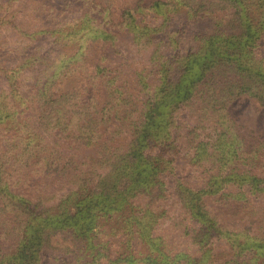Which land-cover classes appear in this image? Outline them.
I'll return each mask as SVG.
<instances>
[{"label":"trees","instance_id":"1","mask_svg":"<svg viewBox=\"0 0 264 264\" xmlns=\"http://www.w3.org/2000/svg\"><path fill=\"white\" fill-rule=\"evenodd\" d=\"M47 3L41 8L53 11L55 0ZM201 3L157 0L124 12L122 31L136 38L148 31L159 45L160 35H174L173 49L161 61L152 54L148 67L124 57L130 82L121 81L116 63L100 62L96 69L111 80L113 93L92 127L76 125L80 116L59 99L39 96L46 105L43 133L53 138L48 144L23 116L29 97L16 84L0 93L1 103L12 96L24 101L23 108L11 99L3 103L11 111L0 115L7 141L0 155V225L1 213H12V226L0 231V240L10 242L0 244V264H40L57 231L77 242L65 247L76 264H264V142L244 151L227 113L242 95L264 105V0H215L214 6L232 8L230 20L210 18L213 32L192 33L196 46L181 49L185 30L172 28L174 14L186 7L192 20L208 18L213 9L189 12ZM103 34L115 47V32ZM124 137L121 145L110 144ZM57 147L72 154L70 161L60 164ZM81 148L92 151L83 160ZM64 189L67 197L52 215L48 202ZM229 201L240 204L238 220L225 221ZM65 255H54L55 264H71Z\"/></svg>","mask_w":264,"mask_h":264},{"label":"rangeland","instance_id":"2","mask_svg":"<svg viewBox=\"0 0 264 264\" xmlns=\"http://www.w3.org/2000/svg\"><path fill=\"white\" fill-rule=\"evenodd\" d=\"M48 0H0V93L7 91L16 84L17 93L29 97L31 108L23 116L33 123L43 134L47 143H51L52 137L44 134L47 116L46 105L39 102L42 99H50L62 103L72 115L80 120L76 125H94V119H99L107 102L112 100L113 85L108 78H104L96 67L98 64L106 65L116 63L115 67L122 68L121 81L130 82V68L121 65L124 57H131L132 62L139 68L150 66V57L153 54L159 60L173 49L174 35H160L163 42L159 45L155 36H150L148 31L139 37L134 32L122 31L124 12L138 7L145 9L157 0H55L54 10L42 9L41 5ZM163 1V0H161ZM197 1L201 0H186ZM215 0H202L201 7L197 6L189 11H204L208 18L192 20L186 16V7L174 14L173 29L181 26L185 32L178 41L181 49H190L196 46L192 33H211L215 28L214 20H230L232 8L227 4L214 6ZM8 5L6 6V3ZM208 2V3H205ZM219 2V1H217ZM205 9V10H204ZM147 11H141V15ZM192 15V14H190ZM159 20H162L159 17ZM150 21L151 17H146ZM188 19V21H186ZM14 21L13 25L10 22ZM236 24V22H232ZM228 29H233L232 25ZM115 32L117 41L115 47L106 45V36L103 30ZM162 36V37H161ZM154 38L152 41H150ZM111 42V40L107 41ZM129 54H126V52ZM156 51V52H155ZM125 52V56L122 57ZM104 57L106 60L104 61ZM132 63V64H131ZM231 79L232 75H225ZM37 80V81H36ZM39 90V94H38ZM7 94L4 92L3 94ZM40 96V97H39ZM11 99L17 106L23 108L24 101H19L13 96L3 100L8 103ZM0 101V115L11 111V107ZM119 103V102H117ZM108 106V105H107ZM161 111V110H160ZM227 113L233 122L235 132L242 139L243 150L248 152L258 143L264 142V105H260L256 99L242 95L227 105ZM87 115V116H86ZM19 115L16 119L19 121ZM86 119V120H83ZM3 125L0 126V129ZM101 139L107 135L102 133L104 126L99 127ZM127 138H116L110 144L121 145ZM6 139L0 136V155L6 148ZM80 159L90 155L92 151L81 148ZM57 155H61L60 164L70 161L72 154L56 148ZM79 160V158H75ZM193 163V161H192ZM61 167V166H60ZM8 172L10 170L6 168ZM66 173H72L71 167ZM67 190H62L55 197L50 198L48 204L50 213L54 215L58 209L54 207L61 199H66ZM71 200V199H70ZM66 203L68 209H74L70 203ZM70 205V206H69ZM3 203L0 200V209ZM225 221L238 220L235 215L239 211L240 204L230 201L223 204ZM0 231L7 232L12 226V213H1ZM62 218V217H60ZM1 231V234H2ZM9 245V240H0V244ZM77 242L66 236L62 231H57L50 236L48 245L44 249L43 259L40 264H55L54 255H65V247L76 248ZM67 262L76 264V254H66ZM57 264V263H56ZM96 264H108L100 259ZM181 264H185L184 262Z\"/></svg>","mask_w":264,"mask_h":264}]
</instances>
